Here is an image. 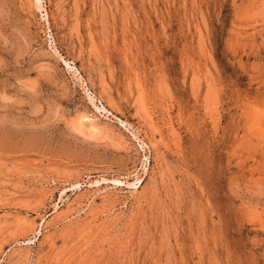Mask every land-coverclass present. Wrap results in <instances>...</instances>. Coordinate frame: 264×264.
Masks as SVG:
<instances>
[{
  "label": "rangeland",
  "instance_id": "rangeland-1",
  "mask_svg": "<svg viewBox=\"0 0 264 264\" xmlns=\"http://www.w3.org/2000/svg\"><path fill=\"white\" fill-rule=\"evenodd\" d=\"M0 264H264V0H0Z\"/></svg>",
  "mask_w": 264,
  "mask_h": 264
},
{
  "label": "bare ground",
  "instance_id": "bare-ground-1",
  "mask_svg": "<svg viewBox=\"0 0 264 264\" xmlns=\"http://www.w3.org/2000/svg\"><path fill=\"white\" fill-rule=\"evenodd\" d=\"M89 118V117H88Z\"/></svg>",
  "mask_w": 264,
  "mask_h": 264
}]
</instances>
